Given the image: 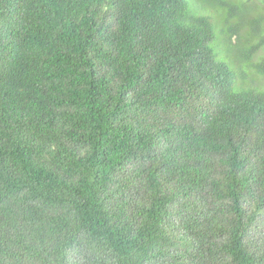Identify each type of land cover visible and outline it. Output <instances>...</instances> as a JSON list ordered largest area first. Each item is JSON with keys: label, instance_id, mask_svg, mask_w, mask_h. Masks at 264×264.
I'll return each mask as SVG.
<instances>
[{"label": "trees", "instance_id": "16d2710c", "mask_svg": "<svg viewBox=\"0 0 264 264\" xmlns=\"http://www.w3.org/2000/svg\"><path fill=\"white\" fill-rule=\"evenodd\" d=\"M231 2L0 0V264H264Z\"/></svg>", "mask_w": 264, "mask_h": 264}, {"label": "rangeland", "instance_id": "374dc122", "mask_svg": "<svg viewBox=\"0 0 264 264\" xmlns=\"http://www.w3.org/2000/svg\"><path fill=\"white\" fill-rule=\"evenodd\" d=\"M242 10L243 19L233 17L225 22V17L221 14L217 21V32H223L225 27L239 25L237 33L232 35L230 41L227 42L226 37L219 36L218 45L221 49L219 57L227 60L225 56L228 54L233 57V65L237 70V84L248 88L255 85L260 89H264V77L257 74L252 64L256 63L260 58L264 57V46L251 54V50L263 42L264 39V0H231ZM256 26L260 28V37L255 35L253 30ZM258 89V88H257Z\"/></svg>", "mask_w": 264, "mask_h": 264}]
</instances>
